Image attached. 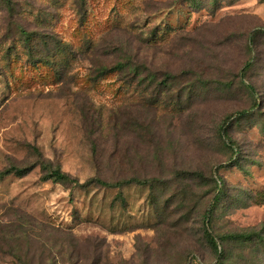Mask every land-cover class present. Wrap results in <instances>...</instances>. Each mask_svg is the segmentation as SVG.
I'll use <instances>...</instances> for the list:
<instances>
[{"label": "rangeland", "instance_id": "rangeland-1", "mask_svg": "<svg viewBox=\"0 0 264 264\" xmlns=\"http://www.w3.org/2000/svg\"><path fill=\"white\" fill-rule=\"evenodd\" d=\"M31 165L0 264H264V0H0V171Z\"/></svg>", "mask_w": 264, "mask_h": 264}, {"label": "trees", "instance_id": "trees-1", "mask_svg": "<svg viewBox=\"0 0 264 264\" xmlns=\"http://www.w3.org/2000/svg\"><path fill=\"white\" fill-rule=\"evenodd\" d=\"M25 32V31H24ZM27 33V32H25ZM29 34V33H27ZM116 67L119 68V65L115 66V67H111V68H104L102 69L100 72H99V76H104L106 74H109L113 71L116 70ZM247 88L252 92V94L254 95L255 97V101L252 105V107L248 110H245V111H242V113L244 114H247V113H250L252 111H254L255 108H257L259 106V101L258 99L256 98V94H255V91H254V88L253 86L251 85H246ZM41 166L42 168L44 169L45 171V177L48 178V179H52L54 181H59V182H62V183H66V184H74V185H77V186H80V187H84V186H87L89 184H93V183H97V184H100V185H103V186H109V187H117V186H120V184H122L121 182H118V183H110L108 181H105L103 179H99V178H96L95 181L94 179H90L89 181H87L86 183H80V181L76 178H74L72 175H70L69 173L65 172L64 170H62V168L60 167H53L51 164L49 163H41ZM34 166H27V167H18V166H11V167H6L4 169H2L0 171V181L3 180L5 177L11 175V174H15V175H19V176H22V175H25L27 173H29L32 169H33ZM132 182H135L134 179L132 180H126L124 183H132ZM219 200V197L218 199ZM247 236L246 235H241V234H228V235H224L222 237V239H225V238H232V239H240L241 237H245ZM208 240L209 242L211 243V245L214 247L215 251H216V254H217V264H226L223 260L224 258V254L223 252L220 250L219 248V243L217 242L216 240V237L212 234V233H208Z\"/></svg>", "mask_w": 264, "mask_h": 264}]
</instances>
